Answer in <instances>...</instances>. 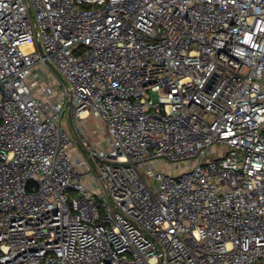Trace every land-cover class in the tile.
I'll return each mask as SVG.
<instances>
[{"label": "built area", "instance_id": "2783aa9c", "mask_svg": "<svg viewBox=\"0 0 264 264\" xmlns=\"http://www.w3.org/2000/svg\"><path fill=\"white\" fill-rule=\"evenodd\" d=\"M0 264H264V0H0Z\"/></svg>", "mask_w": 264, "mask_h": 264}, {"label": "rangeland", "instance_id": "374dc122", "mask_svg": "<svg viewBox=\"0 0 264 264\" xmlns=\"http://www.w3.org/2000/svg\"><path fill=\"white\" fill-rule=\"evenodd\" d=\"M80 132L76 131L74 126H70V124L67 122V120H64L63 126L68 131V134L71 138V149L76 150V147L78 148L77 144V136L81 133L83 136L87 137L88 139L92 140L94 144L97 146H102L106 143V140L104 138L105 129L104 124L100 119H97L93 116L85 119V120H77ZM76 131V132H75ZM79 153H76L75 156H78ZM163 160L159 159L156 160L155 163L157 166H159L162 169L170 170L172 173H180L183 172L184 167H179L177 164H173L172 162H167L164 166ZM93 185V184H92ZM92 189L94 192H96V184L92 186ZM69 195H74L73 192H69Z\"/></svg>", "mask_w": 264, "mask_h": 264}]
</instances>
